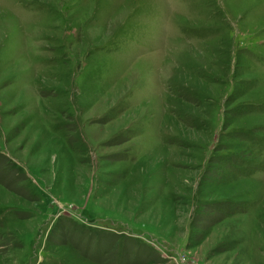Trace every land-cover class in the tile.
<instances>
[{
  "label": "rangeland",
  "instance_id": "obj_1",
  "mask_svg": "<svg viewBox=\"0 0 264 264\" xmlns=\"http://www.w3.org/2000/svg\"><path fill=\"white\" fill-rule=\"evenodd\" d=\"M0 264H264V0H0Z\"/></svg>",
  "mask_w": 264,
  "mask_h": 264
}]
</instances>
